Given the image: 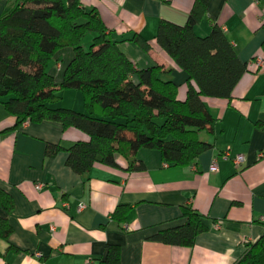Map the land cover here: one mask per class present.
Segmentation results:
<instances>
[{
	"label": "crops",
	"instance_id": "crops-1",
	"mask_svg": "<svg viewBox=\"0 0 264 264\" xmlns=\"http://www.w3.org/2000/svg\"><path fill=\"white\" fill-rule=\"evenodd\" d=\"M17 2L0 0V16ZM80 3L98 13L110 38L124 40L122 49L136 68L168 69L161 78L173 81L178 98H185L187 75L155 34L160 20L183 25L194 0ZM214 25L246 69L229 98H203L214 122L199 138L211 146L187 166L139 148L130 160L141 168L129 169V159L117 156L115 166L95 162L77 174L66 165L65 150L47 157L45 148L86 141L84 132L50 120L15 127L0 98V189L13 200L10 213L0 208L12 227L7 239L0 238V264H98L107 244L119 246L120 264H233L246 243L264 234V0H209L195 31L207 35ZM134 34L148 41L147 50L126 40ZM72 57L73 50L63 47L51 58L47 70L56 83ZM60 95L52 107L84 111L79 90ZM238 154L244 160L236 168L231 158ZM119 205L129 206L122 221L111 216ZM183 206L206 217L208 229L190 247L154 240L158 231L184 223Z\"/></svg>",
	"mask_w": 264,
	"mask_h": 264
},
{
	"label": "trees",
	"instance_id": "trees-1",
	"mask_svg": "<svg viewBox=\"0 0 264 264\" xmlns=\"http://www.w3.org/2000/svg\"><path fill=\"white\" fill-rule=\"evenodd\" d=\"M208 1L194 0L183 25L158 22L155 42L187 75L181 100L177 85L161 78L168 69L136 68L122 49L124 40L110 38L98 13L85 9L80 0H18L0 16V98L15 117V127L50 120L84 132L86 141L45 148L47 157L65 150L66 165L77 174L88 172L95 162L115 166L117 156L129 159V169L141 168L130 160L139 148L159 151L167 164L189 165L211 146L199 138L214 122L203 98H229L246 69L221 27L214 25L207 35L196 33ZM86 37L88 46L83 43ZM126 40L144 50L149 47L140 35ZM63 47H70L73 57L56 83L47 67ZM67 89L81 92L83 112L51 106ZM0 208L6 213L13 208L11 196L2 189ZM128 210V205H119L111 216L122 221ZM181 217L183 224L152 238L192 246L208 229L206 217L191 206L182 207ZM11 232L7 218L0 216V238L7 239ZM245 246L233 264H264V234ZM119 257V246L107 244L98 264H120Z\"/></svg>",
	"mask_w": 264,
	"mask_h": 264
},
{
	"label": "built area",
	"instance_id": "built-area-1",
	"mask_svg": "<svg viewBox=\"0 0 264 264\" xmlns=\"http://www.w3.org/2000/svg\"><path fill=\"white\" fill-rule=\"evenodd\" d=\"M260 60L258 59V61H257V63H259L260 64ZM28 123V121H24V122H22L21 123V125L22 126H25L26 124ZM228 152H225V153H223L222 154V157L223 158H228ZM243 160H244V157L242 156V155H240V154H238V155H235V156H233L232 158H231V161H232V163H233V166L234 167H239L240 165H241V163L243 162ZM211 170H215L216 169V161H215V159H213V161H212V163H211ZM37 188H40V186L39 185H37ZM82 204L81 205H79V209L80 208H82ZM215 226H217V225H215Z\"/></svg>",
	"mask_w": 264,
	"mask_h": 264
},
{
	"label": "rangeland",
	"instance_id": "rangeland-1",
	"mask_svg": "<svg viewBox=\"0 0 264 264\" xmlns=\"http://www.w3.org/2000/svg\"><path fill=\"white\" fill-rule=\"evenodd\" d=\"M87 41H88V38L86 37V39H85L84 42H83L84 45H86V46H88V42H87ZM86 48H87V47H86ZM55 105H57V103H55ZM55 105L53 104V106H55ZM57 106H58V105H57Z\"/></svg>",
	"mask_w": 264,
	"mask_h": 264
}]
</instances>
